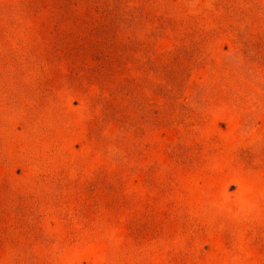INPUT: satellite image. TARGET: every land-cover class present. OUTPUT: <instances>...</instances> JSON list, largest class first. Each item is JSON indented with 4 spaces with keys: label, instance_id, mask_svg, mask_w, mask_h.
Returning a JSON list of instances; mask_svg holds the SVG:
<instances>
[{
    "label": "rangeland",
    "instance_id": "obj_1",
    "mask_svg": "<svg viewBox=\"0 0 264 264\" xmlns=\"http://www.w3.org/2000/svg\"><path fill=\"white\" fill-rule=\"evenodd\" d=\"M0 264H264V0H0Z\"/></svg>",
    "mask_w": 264,
    "mask_h": 264
}]
</instances>
